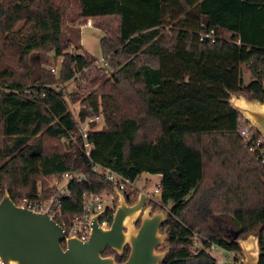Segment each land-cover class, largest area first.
Returning <instances> with one entry per match:
<instances>
[{
	"label": "trees",
	"instance_id": "1",
	"mask_svg": "<svg viewBox=\"0 0 264 264\" xmlns=\"http://www.w3.org/2000/svg\"><path fill=\"white\" fill-rule=\"evenodd\" d=\"M76 4L71 23L115 17L116 27H99L101 53L109 58L100 71L104 79L94 80L100 85L66 99L58 83L95 60L63 36L71 0H0V191L15 201L47 178L83 173L84 181H70L62 200L70 218L82 211L83 193H115L94 165L131 182L143 173L160 175L158 197L169 207L163 228L170 252L163 264H218L206 252L211 245L241 254L226 237L224 217L239 236L258 233V264H264V164L242 145L241 116L227 102L231 94L264 102V0ZM58 57L55 75L49 65ZM242 66L252 77L246 84ZM69 101H79L76 118L101 119L102 127L93 122L88 133L89 158ZM195 237L205 250H193ZM127 253L106 248L102 255L121 262Z\"/></svg>",
	"mask_w": 264,
	"mask_h": 264
},
{
	"label": "water",
	"instance_id": "2",
	"mask_svg": "<svg viewBox=\"0 0 264 264\" xmlns=\"http://www.w3.org/2000/svg\"><path fill=\"white\" fill-rule=\"evenodd\" d=\"M227 102L264 138V102L248 100L242 94H231ZM115 195L117 203L109 226L98 223L105 210L93 214L89 238L81 241L65 239L62 227L46 213L16 206L5 189L0 201L1 264H163L170 247L159 249L168 239L167 231L161 233L160 228L168 213L145 207L144 193H139L133 204L127 202L122 191L115 190ZM137 221L139 225L135 226ZM232 238L239 245L243 264H258V233L239 236L234 231ZM126 247L128 253L121 262L116 261L114 254L102 255L109 248L122 256Z\"/></svg>",
	"mask_w": 264,
	"mask_h": 264
},
{
	"label": "built area",
	"instance_id": "3",
	"mask_svg": "<svg viewBox=\"0 0 264 264\" xmlns=\"http://www.w3.org/2000/svg\"><path fill=\"white\" fill-rule=\"evenodd\" d=\"M85 25L93 26L92 20L87 19L85 21ZM205 36L209 35L205 34ZM108 60V57L102 55L100 59V61L102 62L101 68L104 65L106 66ZM95 62L99 63L98 60ZM50 70L52 72H55L54 67H52ZM42 95H44V92H42ZM99 119V115H87L83 120L75 118V121L77 123V132L82 141V148L84 150L85 156L88 158L90 157L92 149V144L87 140L88 133L92 130L91 124L93 122H97ZM236 132L241 139L242 145L246 147L249 152L255 155V160L259 161L261 164H264V138L259 135L242 118L238 121ZM93 170L102 173L108 181L112 182L115 185V190L122 191L125 197L127 194V190L133 186L134 182H131L127 178H124L107 168H103L99 165H94ZM84 179L85 175L83 173L66 172L60 175V177L55 179V181L51 184V188L55 189L54 193L46 195L42 191H37L31 195H19L13 202L20 208H26L38 213H46L50 218L55 220L62 227L65 233V239L73 237L81 241H86L88 240L92 229L91 216L93 214L105 210L104 216L99 218L98 223L101 227L109 226L115 209L116 195L115 193L111 194L107 192H85L83 193L84 205L82 207V211L70 218H66L62 213V200L63 198L69 196L68 184L72 180L81 182L84 181ZM159 190L160 183L156 185L153 194H157ZM2 196L3 192L0 191V201L2 199ZM104 197L108 198V204L106 206H104ZM132 199L133 197L130 196V200ZM196 241L199 242L200 248L205 250L198 238H196ZM212 248L218 247L215 245H211L206 249V252L218 264H230V262L228 261L230 258L232 260L236 259L235 257H233L234 253L229 251H226V257H215L214 255H211L209 253V250Z\"/></svg>",
	"mask_w": 264,
	"mask_h": 264
},
{
	"label": "rangeland",
	"instance_id": "4",
	"mask_svg": "<svg viewBox=\"0 0 264 264\" xmlns=\"http://www.w3.org/2000/svg\"><path fill=\"white\" fill-rule=\"evenodd\" d=\"M76 12H77L76 0H71V5L69 6V8L67 10L68 19L66 20V23L63 27V36L65 38L74 39V41H76L75 43L81 49L79 51H82V47H83L84 49H86L90 54H92L95 57V60H94L91 68H85L83 71L76 73L71 78V80H69L68 82L58 83V88H62L64 96L68 95L67 97H65L66 99L70 98V93H72V92L83 97L86 94L94 91V89H96L100 85L101 81L94 83V80L96 78L100 79L102 77L100 71L106 66L105 65L102 66L103 68L101 69L102 62L100 61V59L102 57V53H101V48H100V37H101L102 31L100 30L99 27H101V24H104V23H110V25H112L113 28L116 27V18L115 17H110V18H105V19L88 18V19L92 20L93 26H86L85 25V21L87 19L83 20L80 24H79V22L78 23H71V21H69V20L75 18ZM22 27H23V25H22ZM76 34L80 36V39L73 37L74 35L76 36ZM222 35L225 38H228V36H229V34L227 32H222ZM80 41H81V44H80ZM71 49H72V47L70 46L67 50L71 51ZM61 59L62 58L58 57L56 59H51V61H50L49 67H50V69L52 67L55 68V72H52L55 75H57V73H58L60 63H61ZM97 60L99 61V63L95 62ZM241 71H242L243 83L246 84L248 81H250L252 79V77H251L250 73L248 72V70L244 66H242ZM106 76H109V74L107 72H106ZM102 79H104V78L102 77ZM68 108L71 111V113L74 115V118H76L78 109L80 108L79 101H75L74 103L69 101L68 102ZM101 127H102V122H101V119H99L95 124V128L100 129ZM57 178H59V177L47 178L45 180L46 184L43 187H42V184L39 182L37 191H42V190L47 191L48 189H53V188H51V184ZM159 181H160V177L156 176L155 174L143 173L142 175H140L137 178V180L134 181L133 186L127 190V194H129L131 197H133V199L131 200V202L129 204H133L137 201L139 193H144L145 194V207L149 206L150 211H154L156 209H163L164 211H166L168 213L169 207L162 205L160 203L158 193L153 194L154 189H155L156 185L159 183ZM107 201H108V198L104 197V206H106L108 204ZM116 203H117V197H116ZM116 203H115V206H116ZM220 221H221V225L223 226V229L226 231V237L232 238L233 232L237 231L235 226L232 224V222L227 217L220 219ZM138 225H139V223L136 224V222H135V226H138ZM164 231H166V229L163 228V226H162L160 228V232L163 233ZM196 238H194V241H196ZM167 246H168V243H165L159 249L163 250ZM197 247H200L199 242H197V241L193 242V250H195ZM209 253L211 255H214L215 257H223L224 255H226V251L221 249V248H212L209 250ZM233 257H235L236 259L232 260L230 258L228 260L230 262V264H235V263L236 264H243L242 254L234 253Z\"/></svg>",
	"mask_w": 264,
	"mask_h": 264
},
{
	"label": "crops",
	"instance_id": "5",
	"mask_svg": "<svg viewBox=\"0 0 264 264\" xmlns=\"http://www.w3.org/2000/svg\"><path fill=\"white\" fill-rule=\"evenodd\" d=\"M101 36H102V34H101ZM79 39H80V36H79ZM80 44H81V41H80ZM82 47V46H81ZM83 48V47H82ZM84 49V48H83ZM86 50V49H85ZM87 51V50H86ZM156 176H158V177H160V175H156ZM227 256V254L226 255H224L223 257H226Z\"/></svg>",
	"mask_w": 264,
	"mask_h": 264
},
{
	"label": "flooded vegetation",
	"instance_id": "6",
	"mask_svg": "<svg viewBox=\"0 0 264 264\" xmlns=\"http://www.w3.org/2000/svg\"><path fill=\"white\" fill-rule=\"evenodd\" d=\"M139 222L137 221L136 224H138ZM163 226V225H162Z\"/></svg>",
	"mask_w": 264,
	"mask_h": 264
}]
</instances>
